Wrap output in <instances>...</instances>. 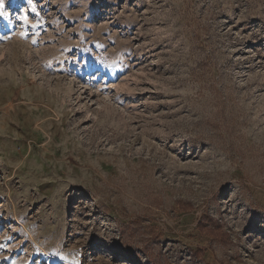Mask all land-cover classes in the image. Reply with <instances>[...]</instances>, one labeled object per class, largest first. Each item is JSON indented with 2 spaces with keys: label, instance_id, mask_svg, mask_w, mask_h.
<instances>
[{
  "label": "rangeland",
  "instance_id": "1",
  "mask_svg": "<svg viewBox=\"0 0 264 264\" xmlns=\"http://www.w3.org/2000/svg\"><path fill=\"white\" fill-rule=\"evenodd\" d=\"M2 3L0 264H264V0Z\"/></svg>",
  "mask_w": 264,
  "mask_h": 264
},
{
  "label": "trees",
  "instance_id": "2",
  "mask_svg": "<svg viewBox=\"0 0 264 264\" xmlns=\"http://www.w3.org/2000/svg\"><path fill=\"white\" fill-rule=\"evenodd\" d=\"M191 208V205H186L182 207L181 211L186 212L191 210ZM197 230L199 233L207 235L212 242L218 241L221 242V244L230 242V236L223 231L222 226L217 224L216 221L208 215H203L200 218L197 224ZM203 252V249H198L195 254L201 256Z\"/></svg>",
  "mask_w": 264,
  "mask_h": 264
},
{
  "label": "snow or ice",
  "instance_id": "3",
  "mask_svg": "<svg viewBox=\"0 0 264 264\" xmlns=\"http://www.w3.org/2000/svg\"><path fill=\"white\" fill-rule=\"evenodd\" d=\"M5 13L3 11V3H2V0H0V17L4 16ZM26 20V17L24 18Z\"/></svg>",
  "mask_w": 264,
  "mask_h": 264
}]
</instances>
